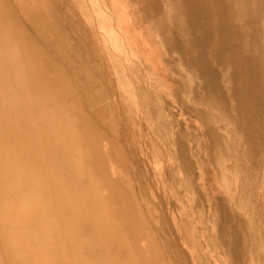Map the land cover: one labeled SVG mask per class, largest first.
Segmentation results:
<instances>
[{
	"label": "rangeland",
	"instance_id": "obj_1",
	"mask_svg": "<svg viewBox=\"0 0 264 264\" xmlns=\"http://www.w3.org/2000/svg\"><path fill=\"white\" fill-rule=\"evenodd\" d=\"M0 5V37L23 32L81 89L89 227L115 230L131 264H264V0Z\"/></svg>",
	"mask_w": 264,
	"mask_h": 264
},
{
	"label": "bare ground",
	"instance_id": "obj_2",
	"mask_svg": "<svg viewBox=\"0 0 264 264\" xmlns=\"http://www.w3.org/2000/svg\"><path fill=\"white\" fill-rule=\"evenodd\" d=\"M18 36L0 41V101L9 108L0 112V244L6 258L9 264H131L130 245L120 244L115 230L86 224L82 204L101 192L85 146L84 130L93 124L82 119L81 89L74 90L52 57L33 61L27 37Z\"/></svg>",
	"mask_w": 264,
	"mask_h": 264
}]
</instances>
